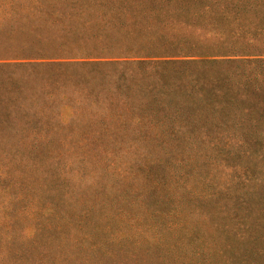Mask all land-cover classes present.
I'll list each match as a JSON object with an SVG mask.
<instances>
[{
	"label": "trees",
	"instance_id": "16d2710c",
	"mask_svg": "<svg viewBox=\"0 0 264 264\" xmlns=\"http://www.w3.org/2000/svg\"><path fill=\"white\" fill-rule=\"evenodd\" d=\"M0 264H264V0H0Z\"/></svg>",
	"mask_w": 264,
	"mask_h": 264
}]
</instances>
